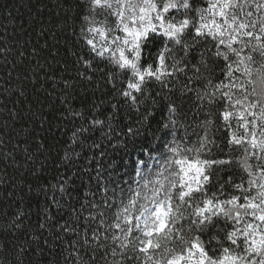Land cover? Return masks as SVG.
<instances>
[{"label": "snow or ice", "instance_id": "1", "mask_svg": "<svg viewBox=\"0 0 264 264\" xmlns=\"http://www.w3.org/2000/svg\"><path fill=\"white\" fill-rule=\"evenodd\" d=\"M14 7L0 0V264H264V0ZM234 126L245 175L213 184L233 161L200 156Z\"/></svg>", "mask_w": 264, "mask_h": 264}, {"label": "trees", "instance_id": "2", "mask_svg": "<svg viewBox=\"0 0 264 264\" xmlns=\"http://www.w3.org/2000/svg\"><path fill=\"white\" fill-rule=\"evenodd\" d=\"M9 2L15 5V7L13 8V12L15 13V8H19L20 12L24 14L23 18L27 20L29 13H28V9L24 7V5L26 4L35 5L37 3V0H9ZM44 2L48 3L49 0H44ZM259 59L260 58L257 56V60ZM119 115H120V126L123 127L124 123L126 122L125 113L122 111ZM127 122H130V121H127ZM241 131L242 129H238L235 126L234 127H221L220 130L216 132V136L218 138L217 143L219 144V147L214 149L211 154L207 155V157H205L204 155L200 156V159L208 158V159H216V160L224 159V160L233 161V163L229 165H213L212 166V170L214 171L213 184H215L216 179H218L221 176L226 177L228 175H231L236 182H239L240 178L244 177L245 174L235 163V161L241 156V152L235 146H232L229 144V139L232 133L236 132L237 134H239V132ZM57 139L60 140V143L56 144V148L59 149L60 152L62 153L63 148L66 147V141L68 139V136L64 135L63 137H60L58 135ZM195 144H196V138L193 137L192 142L189 145V147H195ZM109 151H111V149H109ZM190 155H192L193 159L196 158L194 154H190ZM152 163L155 164L154 161ZM55 174H56L55 166L50 164L49 173L46 175V179L51 180L52 177L55 176ZM211 190L214 191L215 188H211ZM228 192L230 194H237V195L240 194L231 187L228 188Z\"/></svg>", "mask_w": 264, "mask_h": 264}]
</instances>
